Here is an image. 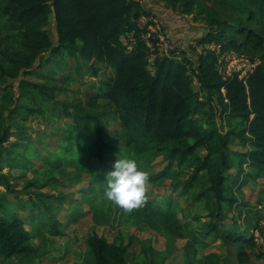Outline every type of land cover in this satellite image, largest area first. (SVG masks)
Returning a JSON list of instances; mask_svg holds the SVG:
<instances>
[{
  "label": "trees",
  "instance_id": "16d2710c",
  "mask_svg": "<svg viewBox=\"0 0 264 264\" xmlns=\"http://www.w3.org/2000/svg\"><path fill=\"white\" fill-rule=\"evenodd\" d=\"M247 2L256 7H249L250 17L264 23V0ZM173 12L159 0H0V22L18 37L16 51H0L6 62L0 66V96L13 104L6 109L7 115L0 112V145L8 141L10 132L29 139L12 125L19 110L33 114L48 107L57 112L47 103L53 99L49 87L27 75L40 74L37 69L53 66L63 56L76 62L81 59L93 76L99 68H109L107 73L113 74L99 82L94 94L108 101L117 119L111 136L103 138L97 113L62 103V112L72 121L60 145L46 157L36 151L33 156L51 171L69 166L79 177L88 174L83 200L95 225L149 227L169 238L185 239L182 264H222L218 253L199 256L214 243L234 248L237 264H251L247 250L256 243L252 234L239 231L237 217L246 203L238 192L264 173V65L259 62L245 81L237 72L223 78L216 65L227 51L249 56L243 50L246 45L264 50V29L212 19L207 28L201 26L203 34L195 36L198 28L188 26L184 14ZM142 16L148 21L141 27L138 20ZM154 20L159 25L156 32L147 29ZM185 28L191 38L188 47H180ZM146 33L150 46L143 39ZM161 34L172 46L162 55L158 53ZM193 43L203 45L202 50L196 52ZM151 53L156 54L152 65L148 62ZM70 106L72 111H67ZM235 139L243 151L230 149ZM5 153L0 152V164L1 160L20 164L16 160L19 153L9 149L4 158ZM122 157L136 159L140 168L161 157L166 165L148 174V181L169 179L171 193L155 200L146 196L142 205L131 210L107 199V174L113 168L106 170L104 162L115 163ZM26 162L24 167L29 166ZM1 179L7 182L9 177L1 175ZM7 188L13 190L10 183ZM26 195L24 204L15 203L16 207L28 206L25 219L16 208H7L9 201H0V261L6 264H32L42 253L31 239L60 234V223L48 211L47 196L30 189ZM175 196L204 211L190 215L197 226L182 220L187 214ZM232 210L238 214L231 216L229 224ZM242 222L250 225L251 220L244 215ZM258 227L256 219L252 228ZM132 241L129 237L125 242L120 232L108 241L92 231L82 262L76 264H128L126 254ZM141 253L144 264H168L163 252L160 259L155 258L159 251L152 247L143 246Z\"/></svg>",
  "mask_w": 264,
  "mask_h": 264
},
{
  "label": "rangeland",
  "instance_id": "374dc122",
  "mask_svg": "<svg viewBox=\"0 0 264 264\" xmlns=\"http://www.w3.org/2000/svg\"><path fill=\"white\" fill-rule=\"evenodd\" d=\"M168 4L174 11L184 14L187 21H191L195 25H202L207 28L210 21L220 19L228 25L243 24L257 31L264 29L263 20L254 21L248 13L249 7L256 9L255 5L247 2V0H159ZM144 21H146L145 18ZM17 34L0 22V51H8L12 53L18 49ZM241 40V37H238ZM196 52L202 50L203 45L192 44ZM212 47V45H207ZM255 65L261 62L264 65V50L253 47L251 44L243 48ZM169 52V51H168ZM167 52V53H168ZM226 53V52H225ZM224 53V54H225ZM229 53V52H228ZM227 54V53H226ZM225 54V55H226ZM244 54V53H243ZM222 55V54H221ZM224 55V56H225ZM156 54L151 53L148 62L152 65ZM220 58V57H219ZM195 61V58H193ZM219 60V59H218ZM228 60L233 67L244 69L243 61H235L233 56H229ZM6 62L0 52V66H5ZM232 67V68H233ZM97 75L93 76L89 72L88 64L81 61L76 62L68 56H63L59 62L45 65L34 73L26 77L35 82L44 83L49 87L47 90L52 93L53 99L48 100L49 105H54L57 112H52L48 107H44L42 112L27 113L25 110L19 112L12 119L13 127H17L28 137L22 140L19 134L10 132L8 141L0 145V152L6 151L4 158L9 149H13V153H19L16 160L20 162L18 166L9 164L1 160L0 164V201H9L7 208H16L19 215L24 219L28 217V206L16 207L18 203L24 204L28 195L26 191L35 190L43 193L48 199V211L59 224V235L46 234L43 238H33L31 242L38 246L42 256L36 259L32 264H76L82 262V254L86 249V239L88 235L95 231L99 235H103L108 241H112L118 232L122 233L124 241L127 242L129 237L133 238L132 244L127 249L128 264H144L141 248L152 247L159 255L155 258H161V252L165 256V263L182 264V246L185 239L169 238L167 235L153 230L149 227L140 229L137 226L124 224H116L120 226L113 228L107 225H95L92 221L91 210L87 202L83 200L82 192L89 184L88 174L79 175L72 172V167L66 166L56 171L46 169L45 163L37 157L33 156L36 151L41 157H46L56 147L60 145V138L64 135L68 121H72L62 112V103L68 105L77 104L85 108L87 111L97 113L102 120L103 138H109L112 132L117 128L116 118L112 112L111 105L102 97H96L94 93L98 92L100 81L106 79L107 76L113 74L107 73L109 68H99ZM150 69V66H149ZM101 91V90H100ZM215 97V94H214ZM38 106L37 103H34ZM13 104L0 96V112L5 111ZM70 106L67 111H72ZM106 113V114H105ZM7 115V114H6ZM14 128H11L13 131ZM227 126L223 130H227ZM233 151H243L245 148L235 139L230 144ZM27 161V162H26ZM95 161V159H93ZM29 166L24 167V163ZM28 165V164H27ZM114 161H105L106 170L112 169ZM166 165L161 157H157L148 167L142 168L147 174L159 172ZM253 171V168L246 167ZM1 175L9 177L7 182L1 179ZM185 175H182L184 177ZM169 179L161 183L147 182L146 196L149 200H155L171 193L169 187ZM8 183L13 190L7 188ZM32 183V186L31 184ZM86 195V194H85ZM49 197V198H48ZM176 197V196H175ZM238 197L246 203V209L237 217L239 231L246 236L253 235L256 247L248 249L251 264H264V173L257 176L255 180H250L242 187ZM180 206L187 214V218L183 221H190L194 226L198 223L192 222L190 215L197 213L203 215L204 211L197 205L189 204L184 197H176ZM226 210V206H225ZM238 211L229 212L227 223H232V215H237ZM251 220L250 225L244 224L243 216ZM181 217V214H179ZM259 220V227L254 229L252 224ZM143 243H141V241ZM235 249L230 246H223L214 243L202 252H215L222 258V264H237ZM0 264H6L0 261Z\"/></svg>",
  "mask_w": 264,
  "mask_h": 264
},
{
  "label": "clouds",
  "instance_id": "9594fccd",
  "mask_svg": "<svg viewBox=\"0 0 264 264\" xmlns=\"http://www.w3.org/2000/svg\"><path fill=\"white\" fill-rule=\"evenodd\" d=\"M148 174L139 167L136 159L118 158L113 170L107 174L104 195L118 206L131 210L142 205L146 199Z\"/></svg>",
  "mask_w": 264,
  "mask_h": 264
},
{
  "label": "built area",
  "instance_id": "2783aa9c",
  "mask_svg": "<svg viewBox=\"0 0 264 264\" xmlns=\"http://www.w3.org/2000/svg\"><path fill=\"white\" fill-rule=\"evenodd\" d=\"M145 17H140L139 18V25L142 27L147 21L148 19H146V21H144ZM147 29L149 31L152 32H156L159 30V25L156 23V21L154 20L153 24H149ZM143 39L145 40V42L147 43V45L150 46V38H149V34L146 33L143 37ZM133 40V39H132ZM172 48V46L170 45V43L164 38V36L161 34L159 35V51L158 53L160 55L165 54L169 51V49ZM152 49V48H151ZM229 52V53H228ZM225 53V52H224ZM222 54L217 62L216 68L217 71L219 72V74L222 75L223 78H226L230 75H232V73L237 72L238 73V77L242 78L243 81H245V78L247 77V75L253 71V69L255 68V63L252 62V60L250 59L249 56L243 54V53H237L234 51H227L225 54ZM225 55V56H224ZM229 56H233V58H235V61H243L242 66H244V69H239L238 67H233V65L231 63H227V62H231L228 60ZM233 67V68H232Z\"/></svg>",
  "mask_w": 264,
  "mask_h": 264
},
{
  "label": "crops",
  "instance_id": "0c3cea01",
  "mask_svg": "<svg viewBox=\"0 0 264 264\" xmlns=\"http://www.w3.org/2000/svg\"><path fill=\"white\" fill-rule=\"evenodd\" d=\"M164 8V7H163ZM174 11V10H173ZM175 12V13H174ZM173 13L174 14H176V13H178V12H176V11H174ZM179 14V13H178ZM178 14H176L177 16H178ZM184 17H185V15H184ZM187 22V25L188 26H194V27H197L198 29H199V31H198V29L194 32V34H195V36H197V35H202L203 33H201V26L202 25H195L194 23H192L191 21H186ZM187 26V27H188ZM188 28H185V30H183L182 32H181V39H179L180 40V47H183V46H185V47H188L187 45H189L188 44V42H189V40H190V38H191V36L190 35H188V30H187ZM171 34V33H170ZM171 35H173V34H171ZM194 44V43H193Z\"/></svg>",
  "mask_w": 264,
  "mask_h": 264
}]
</instances>
